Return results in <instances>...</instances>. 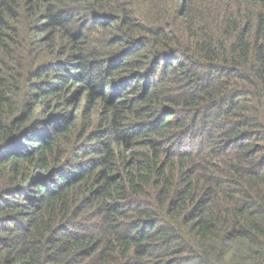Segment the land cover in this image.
Segmentation results:
<instances>
[{"label": "trees", "instance_id": "trees-1", "mask_svg": "<svg viewBox=\"0 0 264 264\" xmlns=\"http://www.w3.org/2000/svg\"><path fill=\"white\" fill-rule=\"evenodd\" d=\"M0 264H264V0H0Z\"/></svg>", "mask_w": 264, "mask_h": 264}]
</instances>
